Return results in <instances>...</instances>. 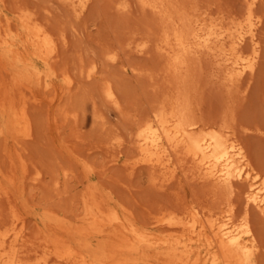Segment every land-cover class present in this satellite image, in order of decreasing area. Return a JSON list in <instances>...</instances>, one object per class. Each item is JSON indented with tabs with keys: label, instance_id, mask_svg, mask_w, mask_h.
Here are the masks:
<instances>
[{
	"label": "rangeland",
	"instance_id": "1",
	"mask_svg": "<svg viewBox=\"0 0 264 264\" xmlns=\"http://www.w3.org/2000/svg\"><path fill=\"white\" fill-rule=\"evenodd\" d=\"M244 1L168 0L161 5L165 9L153 11L141 0H90L82 13L75 14L64 0H0V21L9 22V33L19 32L17 15L25 12L56 43V52L46 63L30 51L23 58L16 50L0 48L7 68L0 67V79L9 86L12 74L30 86L14 89L11 95L17 104L25 102L28 137L12 133L8 112L0 107V187L8 196L0 198V220L15 209L26 238L39 244L40 253L50 261L59 247L85 264H172L164 262L169 254L163 246L150 249L148 242L173 238L178 228L157 225L154 216L184 219L196 212L204 213V218H224L229 209L230 220L249 230L254 246L248 264H264V214L251 206L245 209V184L213 188L193 180L181 165L174 178L162 185L148 166L139 164L130 172L123 164L135 156L134 130L158 107L176 104L187 121L229 126L251 166L264 176V0L253 6L262 20L261 31L257 29L260 55L253 73L237 83L240 92L234 89L237 85L229 88L223 81L216 50L200 47L177 70L167 66L157 49L164 29L182 28L190 34L192 20L201 16L207 18L201 24L207 31L214 26L209 19L242 17ZM141 41L146 49L138 53L131 46ZM92 66L94 73L87 76ZM67 80L69 89L51 103L49 98L59 95ZM107 83L112 85L116 106L104 95ZM112 157L116 161H110ZM85 191H93L118 221L117 229L128 240L125 247L111 246L91 228L86 235L76 232L74 219ZM198 249L200 258L204 245ZM109 256L114 258L110 262Z\"/></svg>",
	"mask_w": 264,
	"mask_h": 264
},
{
	"label": "bare ground",
	"instance_id": "2",
	"mask_svg": "<svg viewBox=\"0 0 264 264\" xmlns=\"http://www.w3.org/2000/svg\"><path fill=\"white\" fill-rule=\"evenodd\" d=\"M64 1L75 14H80L87 8L90 0ZM141 1L144 6L150 5L154 11L160 10V7L163 8L164 5H161L168 0ZM245 1L247 2V4L244 3L246 10L242 17H230L231 19L223 22L216 20L217 18L209 19V22L214 21V26L207 31H203L201 25L207 21V18L201 16L192 20L193 28L191 31L189 30L190 34L185 33L187 30L184 31L182 28L172 29L171 32L164 29L165 32L163 30V35L157 43V49L163 54V57H166L164 60L168 61L167 66L179 70L183 67L186 56L196 54L200 47L212 48L216 50L215 53L212 52L216 54V61L221 66L223 81L228 84L227 87L235 86L241 80L244 81L243 78L246 75H251L255 70L260 55L261 46L258 38L260 32L257 34V29L261 31L258 25L262 21L261 15L254 12L253 6L256 0ZM16 21H18L19 32L15 34L9 33L7 20L4 23L0 21V48L11 50L12 53L16 50L15 53H21L23 58L26 56L25 52L30 51V55L45 63L48 62L56 52V43L51 33L29 13H19ZM245 43L247 48L243 47ZM131 47L136 52L143 53L146 49V42H137ZM109 58L113 59V56L110 55ZM1 59L0 56V67L5 69L6 65ZM12 64L14 63L12 62ZM93 73L94 67L92 66L87 76H91ZM10 80V85L7 86L5 83L8 81L4 83L0 79V99L2 100L0 107L8 112L12 133L28 137L30 120L25 102L23 100L17 104L18 102L16 103L11 95H13V91H16L14 89H29L30 86L20 79L12 78V74ZM70 82L67 80L66 86L60 90L59 95H52L49 101L53 103L58 100L62 93H65L66 88L69 89ZM246 83L248 81L243 82L245 85ZM236 87L239 85L234 89ZM103 92L108 101L116 106L117 101L112 85L107 83ZM33 97L36 100L39 99L35 94ZM175 105L164 104L158 107L139 126L137 125L133 136L135 156L123 160L125 168L132 172L137 165L144 164L162 185H166L174 178L177 166L181 165L184 166L182 170L187 167L193 180L206 182L213 188H227L234 185L235 182L243 183L246 185L245 209L251 206L264 214V176L257 173L251 166L242 144L236 139L234 133H231L233 131L228 129L229 126L217 127L218 125H212L213 123L204 126L194 120L187 121L180 112L182 109L179 110L180 107ZM116 142L120 143L119 140ZM110 161H116V157H112ZM20 164L24 166L23 161ZM9 178L12 180L11 176ZM2 194L5 199H8L5 191L0 187V198H2ZM96 196L93 191H85L82 195V209L76 214L74 229L76 232L86 235L91 228L93 232L109 240L111 246L125 247L128 240L117 229L118 221L104 210ZM227 210L229 213L230 210ZM228 213L224 218H211L210 216L204 218L202 217L205 216L204 213L201 214L202 216H198L196 212L184 219L156 215L152 221L157 225L174 226L173 228H178V230H175L173 238L168 236L161 240L153 239L148 242V246L150 249L163 246L169 254L168 258L164 259L165 263L205 264L209 261L210 264H215L216 261H220L223 264H248L254 246L249 238V230L241 222L231 221ZM21 219L15 209L10 208L8 215L0 220V264H85L76 256L65 255L59 251V247V250L54 251V258L51 261L48 260L46 255L40 253V245L34 244L26 238ZM196 241L199 244L194 246ZM60 242V238H57L56 243ZM201 244L204 245L205 252L199 258L198 246ZM62 249L64 250V248ZM65 249L67 250V248ZM113 259L109 256V262Z\"/></svg>",
	"mask_w": 264,
	"mask_h": 264
}]
</instances>
